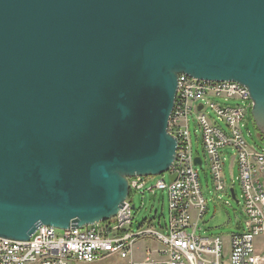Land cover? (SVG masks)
I'll use <instances>...</instances> for the list:
<instances>
[{
  "label": "water",
  "instance_id": "1",
  "mask_svg": "<svg viewBox=\"0 0 264 264\" xmlns=\"http://www.w3.org/2000/svg\"><path fill=\"white\" fill-rule=\"evenodd\" d=\"M179 74L245 86L264 135V0H0V237L106 221L167 172Z\"/></svg>",
  "mask_w": 264,
  "mask_h": 264
},
{
  "label": "built area",
  "instance_id": "2",
  "mask_svg": "<svg viewBox=\"0 0 264 264\" xmlns=\"http://www.w3.org/2000/svg\"><path fill=\"white\" fill-rule=\"evenodd\" d=\"M240 100L226 106L211 98ZM251 100L245 86L234 81H210L179 74L169 132L177 139L175 159L167 171L171 180L155 176L130 177L129 196L112 218L65 229L40 225L28 240L0 237V264H264V251L254 240L264 233V150L251 148L244 140L241 123ZM201 107L199 108V106ZM210 108L226 130L206 113ZM189 114L195 121L217 191L229 193L223 176L220 150L231 147L241 187L247 224L232 233L225 245L222 236L196 233L197 221L205 211V199L194 165ZM149 182V183H148ZM165 190L168 197L166 232L151 227L132 231V191ZM150 237L158 247L146 249L140 260L133 251L137 240Z\"/></svg>",
  "mask_w": 264,
  "mask_h": 264
},
{
  "label": "rangeland",
  "instance_id": "3",
  "mask_svg": "<svg viewBox=\"0 0 264 264\" xmlns=\"http://www.w3.org/2000/svg\"><path fill=\"white\" fill-rule=\"evenodd\" d=\"M211 100L226 106L241 103L240 100L228 99L225 101L219 97H213ZM206 113L226 130L224 122L210 108L206 109ZM188 117L193 154L200 156L202 160L201 166H196L195 169L206 208L204 215L197 221L196 233L205 236H222L225 245H227L229 236L232 233L244 230L247 224V216L244 211L243 199L241 198V187L236 179L238 169L234 159L235 151L231 147H225L220 150L224 157V159L222 158V164L225 184L228 188H234L237 202L231 198L229 193L215 189L201 134L195 121V114H189ZM241 125L247 145L251 148L264 150V139L259 136L250 110H247ZM161 177V175L155 176L149 182ZM163 178L166 181H170L171 174L165 172ZM141 192L142 190L130 193V200L134 205V209H132V224L129 228L136 232L137 230L151 227L156 231L165 233V225L169 219L167 192L160 189H156L154 192L148 190ZM154 245H156V241L150 237L137 240L134 245L136 256H140L142 249Z\"/></svg>",
  "mask_w": 264,
  "mask_h": 264
},
{
  "label": "crops",
  "instance_id": "4",
  "mask_svg": "<svg viewBox=\"0 0 264 264\" xmlns=\"http://www.w3.org/2000/svg\"><path fill=\"white\" fill-rule=\"evenodd\" d=\"M261 134H259L260 136ZM195 156H198V155H195ZM200 157V156H199ZM201 158V157H200ZM202 161V160H201ZM233 188V187H231ZM234 189V188H233ZM261 236V238H260ZM254 243H255V247L258 251H264V233L260 234L259 236H257L254 240ZM158 247V244L156 243V245L152 246V247H148V248H144L142 249V251L140 252V256H136V252H135V247H134V251H133V255H134V258L135 260H140L144 254V251L146 249H153V248H156Z\"/></svg>",
  "mask_w": 264,
  "mask_h": 264
},
{
  "label": "flooded vegetation",
  "instance_id": "5",
  "mask_svg": "<svg viewBox=\"0 0 264 264\" xmlns=\"http://www.w3.org/2000/svg\"><path fill=\"white\" fill-rule=\"evenodd\" d=\"M264 139V135H260Z\"/></svg>",
  "mask_w": 264,
  "mask_h": 264
},
{
  "label": "bare ground",
  "instance_id": "6",
  "mask_svg": "<svg viewBox=\"0 0 264 264\" xmlns=\"http://www.w3.org/2000/svg\"><path fill=\"white\" fill-rule=\"evenodd\" d=\"M92 264H100V263H92Z\"/></svg>",
  "mask_w": 264,
  "mask_h": 264
}]
</instances>
